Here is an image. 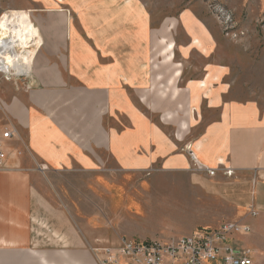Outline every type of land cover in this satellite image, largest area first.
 I'll list each match as a JSON object with an SVG mask.
<instances>
[{
	"label": "crops",
	"instance_id": "1",
	"mask_svg": "<svg viewBox=\"0 0 264 264\" xmlns=\"http://www.w3.org/2000/svg\"><path fill=\"white\" fill-rule=\"evenodd\" d=\"M14 11L29 13L39 44L26 76L0 79V264H102L109 233L46 183L75 171L91 181L111 164L188 174L208 217L191 235L244 224L264 264V106L234 96L205 26L188 16L179 38L180 19L154 27L138 0H24Z\"/></svg>",
	"mask_w": 264,
	"mask_h": 264
},
{
	"label": "rangeland",
	"instance_id": "2",
	"mask_svg": "<svg viewBox=\"0 0 264 264\" xmlns=\"http://www.w3.org/2000/svg\"><path fill=\"white\" fill-rule=\"evenodd\" d=\"M138 1L145 6L154 27L166 19H180L181 24L173 30L179 38L185 32L182 19L192 16L199 20L205 34L216 39L210 51L224 58L234 96L264 106V0ZM23 2L0 0V21L9 6ZM28 67L29 62L19 78L28 74ZM6 78L11 76L0 73V79ZM39 171L45 175L42 169ZM85 179L79 171L63 172L53 180L55 185L47 181L48 193L70 195L69 201L58 204L77 206L80 218H86L96 231L109 233L105 243L116 242L119 234L135 242L164 243L190 236L194 224L208 220L202 203L194 200L196 189L190 186L188 174L123 173L111 164L108 171L94 175L91 181ZM248 237L234 235L231 240L238 248L249 249L257 259V249Z\"/></svg>",
	"mask_w": 264,
	"mask_h": 264
},
{
	"label": "built area",
	"instance_id": "3",
	"mask_svg": "<svg viewBox=\"0 0 264 264\" xmlns=\"http://www.w3.org/2000/svg\"><path fill=\"white\" fill-rule=\"evenodd\" d=\"M10 136V132L4 133L5 138ZM189 155L196 161L193 152ZM4 159L5 154L0 153V168ZM199 170L211 177L217 173L214 169ZM226 175L232 176L233 172L227 170ZM250 233L249 226L226 223L216 230H201L164 243H140L124 238L118 244L108 243L99 252L103 254L102 264H253L252 252L238 248L231 240L234 235Z\"/></svg>",
	"mask_w": 264,
	"mask_h": 264
},
{
	"label": "bare ground",
	"instance_id": "4",
	"mask_svg": "<svg viewBox=\"0 0 264 264\" xmlns=\"http://www.w3.org/2000/svg\"><path fill=\"white\" fill-rule=\"evenodd\" d=\"M38 44L28 12L5 13L0 21V72L19 78L25 65L33 60Z\"/></svg>",
	"mask_w": 264,
	"mask_h": 264
}]
</instances>
